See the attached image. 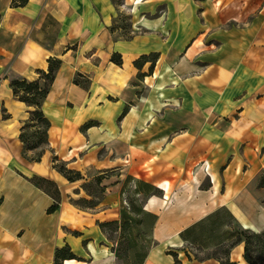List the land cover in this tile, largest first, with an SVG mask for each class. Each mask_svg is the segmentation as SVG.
Segmentation results:
<instances>
[{
    "label": "crops",
    "instance_id": "crops-1",
    "mask_svg": "<svg viewBox=\"0 0 264 264\" xmlns=\"http://www.w3.org/2000/svg\"><path fill=\"white\" fill-rule=\"evenodd\" d=\"M12 1L0 0V264H54L67 245L81 260L60 264H117L100 225L121 219L128 177L161 191L143 206L158 216L144 264H221L196 254L226 249L227 220L264 231V0ZM151 54L154 69L138 70ZM49 58L63 64L43 104L48 146L32 163L19 136L32 109L10 76L39 80ZM55 156L84 178L69 182ZM35 176L57 185V211ZM244 248L232 264H248Z\"/></svg>",
    "mask_w": 264,
    "mask_h": 264
},
{
    "label": "trees",
    "instance_id": "trees-1",
    "mask_svg": "<svg viewBox=\"0 0 264 264\" xmlns=\"http://www.w3.org/2000/svg\"><path fill=\"white\" fill-rule=\"evenodd\" d=\"M29 0H13L11 6L17 7V8H23L27 6V3ZM1 20V15H0ZM1 22V21H0ZM112 62L116 65L122 64V59L119 54L113 55L111 58ZM159 57L158 55L151 54V55H145L142 56L139 60H137L134 65L138 70H141L146 63L150 62L151 67L149 71L151 72L154 69V66L158 62ZM49 67L48 70L43 72L39 71V80L36 81H28L25 78L19 77V76H10L11 78V89L12 92H14L15 97L25 103L27 106H29L32 110L30 112L29 119L24 124V126L21 129V132L19 134L20 140L24 145V153L23 156L26 160L34 163V162H40L43 155L46 152V147L48 146V130L51 126V123L48 119L45 118L44 112H43V104L50 93V88L53 84V82L56 79V75L62 66L63 62L59 59L49 58ZM143 76L140 75V78ZM75 84L83 87L84 89H89L91 80L89 78L84 77L81 74H76V77L74 79ZM31 134H28L29 130H33ZM36 150V153L34 155H30L29 152H34ZM53 167L59 174H61L63 177H65L69 182H77L78 180L83 179L84 177L81 175L80 172H76L73 170L68 169L66 162H62L59 160L58 157H54L52 160ZM108 175V174H107ZM107 175H103L100 178L97 179V182L100 183L102 179H104ZM30 182L37 186L38 188L42 189L44 192H46L49 196H51L54 200L53 204L51 205V209L49 210V213H53L59 209V203L61 201L60 192L58 191L57 185L51 181L47 180L38 176L32 177L30 179ZM135 183L136 184V190L134 192L135 196H139L137 200H133L132 203H134V210L136 211V215H141L142 217L148 219L149 221V231L151 233V239L149 241L144 240L142 242V246L147 243L154 244V241L152 239V229L155 223L158 220V216L154 214H150L146 211H144L143 206L145 205L147 199L153 195L160 196L161 191L155 188L153 185L147 184L140 180H134L131 177H128L125 182V186H128L129 183ZM259 187H264V175H261L258 179ZM123 193L125 192V188H123ZM81 201V200H80ZM87 203L86 201H84ZM79 203V202H78ZM92 202H88L87 204H91ZM210 216L209 219L201 222L198 224L200 227H204L206 223H210V221H214L215 217ZM121 222L115 221V222H109L105 224H101L100 227L105 230L106 227H109V225H114L117 228L121 230V232L124 234L126 230L130 229V224L135 225H141V220H136L132 217H130L129 213H127L126 209H122L120 213ZM235 229L228 232V239L230 240V244L226 247V249H221L220 251H216L213 253V256L220 261L221 264H232L229 260V252L236 247L237 245H240V243L245 244L244 248V256L245 260L248 264H258V262L264 263V231L262 232H253L251 230H246L240 225L236 223L234 220ZM78 235V234H77ZM184 236V233L182 234ZM126 240L125 236L121 237V240L118 242V247L120 243H123ZM130 244L132 246V249H137L138 243L134 242L133 240L129 239ZM141 246V247H142ZM145 248V246H143ZM142 247V248H143ZM117 253L118 251L115 250ZM149 251H146L142 258L140 259L139 264H144L145 259L148 255ZM172 254L176 259V254L174 252H169ZM118 254H116L117 256ZM67 260H78L77 257L71 252V249L67 245L64 248L58 249L55 254V260L54 264H60L61 261H67ZM176 264H180L178 261H176Z\"/></svg>",
    "mask_w": 264,
    "mask_h": 264
},
{
    "label": "rangeland",
    "instance_id": "rangeland-1",
    "mask_svg": "<svg viewBox=\"0 0 264 264\" xmlns=\"http://www.w3.org/2000/svg\"><path fill=\"white\" fill-rule=\"evenodd\" d=\"M122 23H123V25L126 24V18H123ZM33 131H35V129L29 130L28 134H31ZM34 153H36V150L34 152H29V154L31 156L34 155ZM125 182H126V179L123 182V188H125V192L122 195L123 196L122 209L123 208L126 209L127 213H129L130 217H132L136 220H141L142 224L138 225V226L135 225L134 223L130 224V226H131L130 229L126 230L124 234L121 232L119 227L117 228L114 225H111V226L109 225V227H106L104 232L107 233L108 240L114 243V246H115L114 255H115V259L117 261V264H139L140 259L142 258V255L146 251H150L154 245L150 241V243L143 245V246H145V248L142 246V242L144 240L149 241L151 239V233L149 231V221H148V219L142 217L141 215H136L137 213L133 208L135 205H134V203H132V201L137 200L139 198V196L134 195V192L136 190V188H135L136 184L131 182L128 184V186H125ZM257 186H259L258 181H257ZM86 190L89 194L90 193L92 195L95 194V195H98L100 197L98 187H97V185H95L94 182L91 183L89 187H86ZM87 203H85L83 200H81V201H79V203L76 202L75 204L77 206H80L83 208L89 207L92 204V203L91 204H87ZM118 222H121V219ZM226 222H228L230 231L235 229L234 222H231L230 220H227ZM122 235H123V237L125 236L126 240L123 243H120V245L118 247V242L121 240ZM129 239L138 243L139 247L137 249H132V246L129 242L130 241ZM227 245L228 244H226V246ZM226 246H224V247H226ZM115 250L118 252L116 253ZM116 254H118V255L116 256ZM211 254H213V252H211V253L206 252L203 254L197 253L196 256L205 257L206 255H211ZM80 260L81 259H78L77 261H80ZM258 264H264V263L258 262Z\"/></svg>",
    "mask_w": 264,
    "mask_h": 264
}]
</instances>
